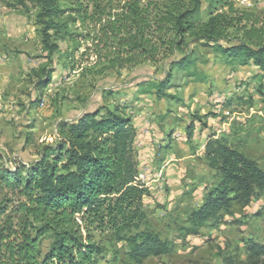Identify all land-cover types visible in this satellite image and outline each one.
I'll return each instance as SVG.
<instances>
[{
    "label": "trees",
    "instance_id": "1",
    "mask_svg": "<svg viewBox=\"0 0 264 264\" xmlns=\"http://www.w3.org/2000/svg\"><path fill=\"white\" fill-rule=\"evenodd\" d=\"M29 1L38 9L46 46L54 53L53 35L68 38L75 51L83 49L79 67L86 63L82 70L87 75L182 55L170 62L165 79L155 81L159 96L177 69L196 76L190 71L196 63L188 53L190 40L220 42L231 30L242 31L239 43L219 45L220 52L241 65L253 61L264 69V37L241 25L251 17L234 0ZM203 6L206 20L201 18ZM66 12L71 17L63 19ZM70 21L78 24L76 30ZM60 135V143L45 148L31 166L9 167L0 155V264H98L106 247L96 233L127 243L128 256L136 264L171 253L175 244L150 227L145 209L150 189L139 180L132 120L118 110H91L77 122L62 124ZM204 159L220 181L208 189L201 206L187 212L186 235H199L210 220L219 222L233 202L245 205L264 194V168L225 138L210 136ZM48 234L53 242L44 251ZM245 252L246 259L229 253L224 264H264V244L248 240Z\"/></svg>",
    "mask_w": 264,
    "mask_h": 264
},
{
    "label": "rangeland",
    "instance_id": "2",
    "mask_svg": "<svg viewBox=\"0 0 264 264\" xmlns=\"http://www.w3.org/2000/svg\"><path fill=\"white\" fill-rule=\"evenodd\" d=\"M234 1L251 17L241 25L264 37V0ZM37 14L29 0H0V155L7 165L39 161L45 148L62 140V124L77 122L84 112L118 110L136 128L139 180L150 189L145 198L150 227L175 244L171 253L149 257L143 264H224L229 253L246 259L248 240L264 244V194L245 205L233 202L219 222L210 220L199 235L184 231L187 212L201 206L208 189L220 181L204 159L210 136L225 138L264 168V69L253 61L241 65L219 50V45L239 43L242 31L231 30L220 42L190 40L188 53L196 61L190 71L196 76L177 69L159 96L155 81L165 79L170 62L182 55L87 75L82 70L87 64L79 67L83 49L75 51L68 38L53 35L57 48L50 51ZM201 18H208L205 6ZM70 28L76 30L78 24L70 21ZM141 141L151 148L150 154L142 155ZM95 235L106 247L98 264H136L128 256L127 243ZM50 236L43 242L44 251L53 242Z\"/></svg>",
    "mask_w": 264,
    "mask_h": 264
},
{
    "label": "crops",
    "instance_id": "3",
    "mask_svg": "<svg viewBox=\"0 0 264 264\" xmlns=\"http://www.w3.org/2000/svg\"><path fill=\"white\" fill-rule=\"evenodd\" d=\"M143 141L147 143V140L146 139H144ZM143 141H141L139 143L142 144L141 145V153H143L142 155H145L146 156L147 154H150L149 150H151V148H149L148 146H145V144L143 143ZM147 152H149V153H147ZM163 154H165V153H163ZM169 157H171V156H169Z\"/></svg>",
    "mask_w": 264,
    "mask_h": 264
},
{
    "label": "built area",
    "instance_id": "4",
    "mask_svg": "<svg viewBox=\"0 0 264 264\" xmlns=\"http://www.w3.org/2000/svg\"><path fill=\"white\" fill-rule=\"evenodd\" d=\"M250 0H243V3L244 4H248V3H251V2H249Z\"/></svg>",
    "mask_w": 264,
    "mask_h": 264
}]
</instances>
